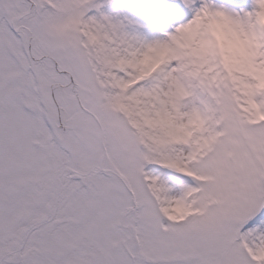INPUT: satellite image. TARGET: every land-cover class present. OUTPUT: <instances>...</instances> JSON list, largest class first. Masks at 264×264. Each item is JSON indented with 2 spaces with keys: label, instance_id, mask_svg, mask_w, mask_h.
Listing matches in <instances>:
<instances>
[{
  "label": "snow or ice",
  "instance_id": "snow-or-ice-1",
  "mask_svg": "<svg viewBox=\"0 0 264 264\" xmlns=\"http://www.w3.org/2000/svg\"><path fill=\"white\" fill-rule=\"evenodd\" d=\"M0 264H264V0H0Z\"/></svg>",
  "mask_w": 264,
  "mask_h": 264
}]
</instances>
